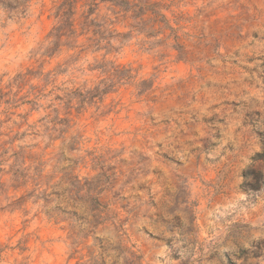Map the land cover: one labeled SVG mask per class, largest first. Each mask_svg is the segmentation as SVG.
<instances>
[{"label": "rangeland", "instance_id": "1", "mask_svg": "<svg viewBox=\"0 0 264 264\" xmlns=\"http://www.w3.org/2000/svg\"><path fill=\"white\" fill-rule=\"evenodd\" d=\"M0 264H264V0H0Z\"/></svg>", "mask_w": 264, "mask_h": 264}]
</instances>
